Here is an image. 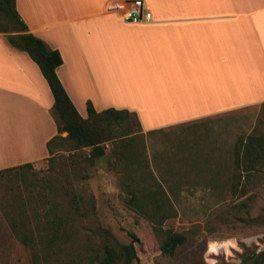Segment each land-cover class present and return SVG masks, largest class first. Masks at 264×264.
I'll use <instances>...</instances> for the list:
<instances>
[{"label":"crops","instance_id":"obj_1","mask_svg":"<svg viewBox=\"0 0 264 264\" xmlns=\"http://www.w3.org/2000/svg\"><path fill=\"white\" fill-rule=\"evenodd\" d=\"M116 1L15 0L27 32L59 53L80 117L87 101L125 110L147 135L264 104V0H144L152 21L140 25L107 11ZM51 105L37 66L0 34V170L49 157Z\"/></svg>","mask_w":264,"mask_h":264},{"label":"rangeland","instance_id":"obj_2","mask_svg":"<svg viewBox=\"0 0 264 264\" xmlns=\"http://www.w3.org/2000/svg\"><path fill=\"white\" fill-rule=\"evenodd\" d=\"M136 120H128L134 132L129 148L140 160L145 159L175 210V216L165 220L160 229L124 203L129 186L148 182L141 164L124 168L119 159L108 155L95 160L91 168L71 165L72 151L67 144L30 170L15 176L12 172L3 174L0 201L9 200L8 189L12 188L25 202L26 210L34 207L40 212L45 208L34 201L40 192L59 200L58 206L66 209V200L57 196L54 185L64 183L69 193L94 199L95 212H88L80 221L77 235L71 239L75 249L98 252L102 244L125 245L130 232L136 237L133 245L138 264H253L264 248V104L163 133L144 135ZM246 137L259 143V159H250L252 166L247 169L238 164L233 150ZM49 178L52 190L44 181ZM166 229L187 236L171 256L158 250L159 230ZM29 258L27 249L3 232L0 264H28ZM260 264H264V256Z\"/></svg>","mask_w":264,"mask_h":264},{"label":"trees","instance_id":"obj_3","mask_svg":"<svg viewBox=\"0 0 264 264\" xmlns=\"http://www.w3.org/2000/svg\"><path fill=\"white\" fill-rule=\"evenodd\" d=\"M0 34L37 66L51 94L50 116L56 125L57 135L46 143L49 158L67 144L69 151H72L71 165L82 164L91 168L95 160L108 155L119 159L124 168L141 164L142 171L148 176V182L137 187L129 186L125 206L158 229L165 220L173 218L175 210L161 185L147 169L145 159L140 160L139 155L134 153L135 150L129 148L134 132L128 120L135 118L134 114L111 108L96 112L87 101L86 117H80L55 73L61 64L59 53L47 48L40 39L27 32L15 11V0H0ZM136 124L139 127L137 120ZM63 133L65 136L61 137L60 134ZM246 139L238 142L233 150L238 164H245L244 168L247 169L251 168L252 162L259 159V143H256L258 139ZM25 169L30 170L31 165L23 164L0 170V177L10 172L15 176ZM44 181L49 183L48 188L52 190L50 183L53 182L50 178ZM54 185H57L56 191H59L56 192L57 196L66 200V209L58 206L59 200L49 199L48 195L40 192L34 197V201L45 208H41L40 212L34 207L28 211L21 196L12 193V188L8 189L9 200L5 203L0 201V236L6 232L27 249L30 256L28 264H138L133 245L136 237L130 232L127 233L130 238L127 244H102L98 249L99 253L91 249L87 252L73 248L71 239L76 237L80 221L87 217L88 212H95L94 199L69 193L64 183L54 182ZM27 202L30 204L29 200ZM46 204L49 207L46 208ZM102 232L108 235L106 231ZM159 233L161 241L158 250L165 255L171 256L187 240L185 233L170 229L159 230ZM263 256L264 248L254 257L253 264H260ZM243 262H246L245 259Z\"/></svg>","mask_w":264,"mask_h":264},{"label":"built area","instance_id":"obj_4","mask_svg":"<svg viewBox=\"0 0 264 264\" xmlns=\"http://www.w3.org/2000/svg\"><path fill=\"white\" fill-rule=\"evenodd\" d=\"M123 23L130 25L148 24L152 21L150 11L145 7L144 0H119L107 7Z\"/></svg>","mask_w":264,"mask_h":264}]
</instances>
